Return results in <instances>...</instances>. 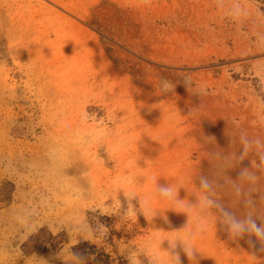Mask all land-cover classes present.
<instances>
[{"label":"rangeland","instance_id":"1","mask_svg":"<svg viewBox=\"0 0 264 264\" xmlns=\"http://www.w3.org/2000/svg\"><path fill=\"white\" fill-rule=\"evenodd\" d=\"M198 196L264 215V0H0V264H264Z\"/></svg>","mask_w":264,"mask_h":264},{"label":"clouds","instance_id":"2","mask_svg":"<svg viewBox=\"0 0 264 264\" xmlns=\"http://www.w3.org/2000/svg\"><path fill=\"white\" fill-rule=\"evenodd\" d=\"M236 10L233 9L235 14ZM162 89L165 91H172L175 88V85L168 81L161 82ZM249 142L245 140V149L247 151V144ZM240 159H243V154ZM240 179L254 180L255 177L253 174L249 173L247 169H243L239 173ZM201 187L203 189H210L211 185L206 178H201L200 181ZM160 194L167 198L171 203H174L184 214L187 215L188 209L191 205H185L182 200L179 199L178 192H174L173 188L166 187L161 185L159 187ZM198 202H202L208 207H218L221 219L220 222L226 226L229 237L235 239L248 238L247 242L250 246L256 247L257 243L260 245L261 251H264V215H257L253 211H248L243 218H238L233 212L223 208L222 206L216 205V203L208 197H197ZM246 205H252V201H246ZM130 215H135L134 212H131ZM257 221L260 223L258 224ZM210 227V225H209ZM254 238V239H253ZM161 238L157 237V242H160ZM169 244L172 249H176L175 254L168 256L167 254H158L156 251V246L152 245L150 251L148 252L149 256L155 257L160 255L162 259L166 261V264H182L180 252L177 251L178 244L182 246L183 253L187 256L189 261L196 260L197 250L194 245V241L191 238L189 232L176 233L169 237ZM132 264H141L140 259L137 257L132 261Z\"/></svg>","mask_w":264,"mask_h":264},{"label":"trees","instance_id":"3","mask_svg":"<svg viewBox=\"0 0 264 264\" xmlns=\"http://www.w3.org/2000/svg\"><path fill=\"white\" fill-rule=\"evenodd\" d=\"M35 237H37V236H35ZM49 238L54 239V237L51 235L49 236ZM25 245L26 246L29 245L32 247L33 243L31 241V242L26 243ZM94 248L95 247H91L90 245H88V243L84 242V243H79V244L73 245L71 247V250H72L73 254H75L76 256L83 257L85 255L92 254V252L90 250H95ZM109 257L110 256L106 253L98 252L96 260L99 261L100 263H106V261L109 260Z\"/></svg>","mask_w":264,"mask_h":264}]
</instances>
